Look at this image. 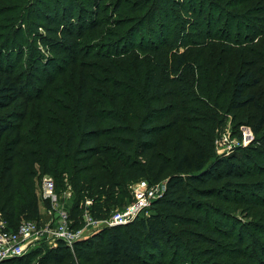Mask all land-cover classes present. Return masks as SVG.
<instances>
[{
	"label": "trees",
	"instance_id": "16d2710c",
	"mask_svg": "<svg viewBox=\"0 0 264 264\" xmlns=\"http://www.w3.org/2000/svg\"><path fill=\"white\" fill-rule=\"evenodd\" d=\"M18 1L22 2L0 0V15L11 12L13 5L6 3ZM111 1L59 0L56 6L62 9L61 18L66 16L62 24L67 34L56 29L58 10H43L39 18L46 36L57 35L49 44L44 42L55 61H43L50 72L41 71L40 85L31 86L34 92L23 96L19 111L12 105L21 95L20 80L0 65L2 229L13 232L24 220L40 221L37 189L44 174L54 178L58 192L67 185L75 189L69 213L75 227L82 224L87 198L93 217L102 219L132 201L134 181L156 183L165 176V190L154 200L153 212L104 227L78 240L73 249L63 241L54 248L42 244L45 248L1 264H224L230 258L237 264H264L262 243L249 230L245 235L236 229V220L223 219L222 210L218 219L219 211L211 206L205 210L201 201L244 202L251 196L264 201V185L247 181L258 172V145L264 144V71L257 66L264 62V40H234L230 31L219 36L205 30V0H115L114 9ZM251 1L231 3L235 11L251 13H237L236 30L253 26L255 14L264 12ZM108 7L109 16H103ZM117 10L118 18H113ZM150 29L154 33L146 36ZM87 31L109 38L111 49L96 45L77 50L76 46L86 47L82 42L90 37ZM214 40L225 42L218 45ZM57 43L64 44L61 51L68 49L69 58L57 59ZM245 44L259 48L263 57ZM41 65L36 62L32 69L40 71ZM234 71L232 99L237 107L249 108L246 124L255 139L217 157L218 114L204 110L184 115L183 103L220 110L221 75ZM172 131L174 141L168 149L165 143ZM230 191L240 198L234 199ZM237 239L242 246L237 244L231 253L227 247Z\"/></svg>",
	"mask_w": 264,
	"mask_h": 264
},
{
	"label": "rangeland",
	"instance_id": "374dc122",
	"mask_svg": "<svg viewBox=\"0 0 264 264\" xmlns=\"http://www.w3.org/2000/svg\"><path fill=\"white\" fill-rule=\"evenodd\" d=\"M58 1L59 0H22V2H10L6 3L5 5H13L11 6V12H3L0 15V65L4 64L5 66H8L11 70L14 71L13 74H16L17 79L20 80L21 95L19 99L16 100L12 105V109H15L16 111L22 109L21 101L23 99V96H26L29 93L32 94L34 92V89H32L31 86L35 87V84L38 86L40 85L38 84L37 80L42 75V72H50V70L47 68L46 63L55 61L54 56H51L49 50H47L46 43H48V41H50L52 38H55V36L57 35L54 34L52 37L46 36L45 28L42 24L43 20L42 18H39V15H42L43 10L45 9H57L59 15L57 24L58 27L56 29L59 28L60 30H63V34H67L69 32L65 25L62 24L64 23L63 19H65L66 16H64L63 19L61 18L62 9L59 7V5L56 6L58 4ZM108 1L110 0H105L104 3H107ZM234 1L235 0H205L204 9L206 12H204L203 20V23L205 25L204 29H207V31H209L211 34H217L219 36L225 35L228 31H230V37L234 40H238L247 36L252 37L253 42L257 43L264 40V12H257V16L255 14L254 17L256 18L254 25L252 26L251 24L247 27V29L250 30H247L244 27H241L240 30H236L238 24L237 13L247 14L249 15V17L251 16V13L246 11L245 13H242V11H235L231 6V3H233ZM114 2L116 1L113 0L111 4L112 9H114L115 6ZM251 3H255L262 8L264 7V0H252ZM104 7L105 6L103 4V9H105ZM110 10L111 7H108V10L103 13V16H109ZM118 15V10L113 12V18H118ZM249 17H247V19H250ZM158 18L160 17L155 16V19L158 20ZM206 20H211V22L206 24ZM227 26H230V28L232 29L230 30V28H228ZM217 27H219L220 30L219 28L217 29ZM154 31V29L146 30V36L152 35ZM63 34H59L58 37L60 38ZM87 35H90V37H85L82 42L86 47L82 48V45L76 46L77 50H80L81 52L87 51L90 48H94L96 45L98 46V49L99 47H102L104 50L111 49V44L109 46L110 48L107 47L109 38L106 39L103 35L94 37V32L91 31H87ZM73 38L74 37H72L71 39ZM44 42L46 43L44 44ZM221 42L223 43L225 41L214 40L212 43L220 45ZM57 45L60 49L59 52L55 53V56L58 57L57 59H59L60 57L64 58V60L65 58H69L68 49L67 51H61L63 50L62 46H64V44L57 43L56 46ZM245 45L250 47L249 49H259L255 47L252 48V46H249L247 44ZM70 47L74 48L75 45L71 44ZM122 49L124 48L121 47V50ZM136 52L138 51L136 50ZM256 53L257 56L263 57L262 51ZM43 61L47 62L44 63ZM36 62H40L42 64V68L40 71L32 69L33 65H35ZM59 65L63 66L64 64L60 62ZM257 66L263 68L262 70L264 71V62H258ZM43 68L44 70H42ZM236 73L237 71H234L228 76L221 75L219 86L220 97L218 98L220 110L219 107L217 109L215 106H209V108H207L205 105H202L200 103H183V105H186L184 115H199L203 114L201 112L204 110L216 111V114H218L220 123L216 128V136L214 141L216 154L218 155L217 157L227 156L237 151L239 148H245L249 146L250 143L255 139V135L251 132L250 127L246 124L249 117L248 115L250 113L249 108L237 107V103L232 99V89L235 82ZM161 135L163 136L165 135V133H162ZM172 135L173 131L171 132L170 138L165 143L168 149H171L173 145L174 139ZM6 139H8V136H6ZM258 147L259 149L257 151V155L259 157L256 158L255 163V167L259 165V168L257 170L258 172L257 174L248 177L247 181H254L258 184L264 185V144H259ZM1 150L5 154V146L2 147ZM167 153H169L168 150ZM148 181L151 182L150 180ZM160 181H166L165 176L162 177L158 182ZM217 189L219 190L220 187H218ZM65 190L66 189H63L61 192H59L58 204L61 206V208H66L67 210L71 211L77 194L73 187H71L72 191L70 196L64 193ZM228 194L234 197V199H238V197L240 198L239 194H236L232 191H230V193ZM201 201L205 203V210H208L207 208L209 206L214 207L219 211L218 219H220V210H222L223 213H225L223 219H227L230 223H233V221L236 220V229L243 231L245 235L249 230L250 235L254 236V238L257 241L261 242L262 246H264V234H262V232H264V201H261L260 199H257L253 196H251L250 200H245L244 202L232 200L224 201L220 200L219 198H210ZM39 207L41 215L40 221L43 222L50 220L51 216L46 211L47 206L43 209L42 201H39ZM153 209L154 208L152 207L148 214L153 212ZM148 214L144 213L142 216ZM213 215L214 213L210 210L209 216L212 217ZM257 228H260L261 232H256ZM237 241L238 242L231 243V246H228L227 250L231 251V253H234L237 250L238 245L239 247L242 246V244H240V240L237 239ZM38 243L39 242L27 245L25 247V252L29 253L31 250L45 248V242H40L39 244ZM244 243H248V241L243 242V244ZM42 244L45 246L41 247ZM195 246L197 248H201L205 245L195 244ZM224 264L237 263L235 261V258H230Z\"/></svg>",
	"mask_w": 264,
	"mask_h": 264
},
{
	"label": "built area",
	"instance_id": "2783aa9c",
	"mask_svg": "<svg viewBox=\"0 0 264 264\" xmlns=\"http://www.w3.org/2000/svg\"><path fill=\"white\" fill-rule=\"evenodd\" d=\"M166 181L149 183L147 179H139L130 185L133 199L122 208L115 209L109 216L102 219L93 217L91 199H86L82 207L81 226H73L70 211L58 204L59 192L55 180L48 174L42 175L38 183L37 193L40 201L48 202L46 211L51 216L48 221L24 220L13 232L4 231V221L0 218V264L10 258L20 256L25 247L37 242H45L49 248L63 241L73 249L74 244L104 227L124 225L144 213L150 212L154 200L162 196ZM65 194L71 195V186L67 185ZM45 207H43L44 209ZM38 243V244H39Z\"/></svg>",
	"mask_w": 264,
	"mask_h": 264
}]
</instances>
